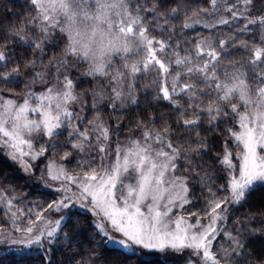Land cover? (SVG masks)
Here are the masks:
<instances>
[{"label": "snow or ice", "instance_id": "6c2138e0", "mask_svg": "<svg viewBox=\"0 0 264 264\" xmlns=\"http://www.w3.org/2000/svg\"><path fill=\"white\" fill-rule=\"evenodd\" d=\"M209 3V8L192 15L184 12L182 28L198 24L211 30L227 25L244 33L251 31L249 26H256L261 42L208 36L181 55L178 42L158 39L152 31L174 30L171 20L179 19L183 11L180 0L175 5L166 0H26L25 6H31L30 19L0 31V69H4L0 70V92L5 88L13 92L17 84L29 89L19 102L0 95V149L29 175L33 174L32 162L51 153L41 178L46 175L60 182L56 190L64 195L42 211L32 213L29 209L35 219H28L21 228L15 221L26 214L13 205L16 194L0 188V201L11 212L14 230L21 233L17 238L0 229V244L31 248L43 247L45 242L66 243L68 252H74L80 245L69 233L70 216L53 221L44 212L60 213L79 202V207L97 218L85 264H101L96 258L98 249L108 253L105 264H130L133 260L145 264V256L183 255L185 251L189 252L186 264H264V255L256 258L241 239L245 231H264V211L259 212L260 228L251 225L257 215L253 211L245 214L244 221H237L243 228L234 233L225 229L229 210L249 207L252 194L264 188V13H252L253 0ZM200 13H206L207 18L193 20ZM31 30L38 33L35 39H29ZM57 33L66 39V45L58 60H49L55 69L51 82L43 71H34L31 82L19 81L21 64L12 62L9 67L14 50L8 45L14 42L13 37L44 56L45 41L51 43ZM238 45L247 53L243 62H233L227 55ZM42 63L24 61L33 69ZM73 64H86L83 75L105 81L92 89L95 111L91 120L84 119L87 102L64 71ZM149 77L156 85L153 99L164 102L175 119L169 123L163 113L159 118L147 114L136 122L138 136L129 137L123 145L117 140L113 147L112 126L100 118V102L106 98L113 116H123V109L139 106V81ZM37 80L48 85L39 93L31 90ZM217 134L223 140L216 162L225 173L219 185L202 176L196 168L201 161L192 159V154L201 159L207 155L208 139ZM62 137L68 147H61ZM73 150L80 159L75 161L77 168L69 171L56 160L73 163ZM181 166L189 176L177 174ZM193 176L194 183L202 185L203 203L190 210L185 206L194 204L196 193L188 183ZM70 185L78 192L72 193ZM193 216L194 221L190 219ZM38 222H43V227ZM222 233L228 247L214 248ZM65 264H80L79 257L70 254Z\"/></svg>", "mask_w": 264, "mask_h": 264}, {"label": "trees", "instance_id": "16d2710c", "mask_svg": "<svg viewBox=\"0 0 264 264\" xmlns=\"http://www.w3.org/2000/svg\"><path fill=\"white\" fill-rule=\"evenodd\" d=\"M170 5H175L178 0H166ZM182 4L183 11L180 13V18H172L171 23L174 25L173 31L165 30L160 32L159 29H152L153 34L157 35L158 39H169L172 44L177 42L180 44L181 55L184 54L185 49H191L192 44H194L198 39L202 37L211 36L212 39L217 37H224L226 35L235 36L238 40L243 39L249 44H259L260 34L256 29V26H249L251 31L249 32H236L229 29L227 25L218 26L214 29H207L201 25H194L192 28L183 29L182 24L184 22V12L192 15L194 12L198 11L200 8H209V0H180ZM26 0H0V22H3V29L5 30L12 26H18L23 24L24 21L30 19L29 11L30 5L25 6ZM253 14L264 13V0H253L252 4ZM150 15V14H149ZM198 18H207L206 13H200V17L193 16V20ZM239 25L243 24V21L236 22ZM235 27V25L233 26ZM214 34V35H212ZM38 33L35 30L29 31V39H35ZM12 43L8 45V48L14 51L10 53L12 56V61L9 62V67L12 66V62H19L21 64V75L18 77L19 81L30 82V73L32 66L25 65V60H42L43 63L40 67L46 70L47 63L50 58L55 57L57 60L62 56L64 47L66 45V39L57 33L55 36L51 37V43L45 41L44 50L46 55L41 56L39 50L29 49L16 41L13 37ZM37 51V52H36ZM229 59L235 61H245L247 59V53L245 49L241 46L233 47L227 53ZM40 58V59H39ZM229 61L225 60V65L228 66ZM86 64H73L72 67L65 69L64 71L71 72L70 74L76 84V91L81 94L83 100L87 102L85 112L83 113L85 120H91L93 118V113L95 109L91 107L92 102V89L101 86L105 83L103 79H94L92 77H82V71L86 70ZM4 70V69H0ZM51 76V75H50ZM141 87L138 90L139 106H132L130 108L123 109L125 113L123 116L114 117L113 109L107 107L108 101L105 98L100 102L99 107L103 109L100 118L106 121L112 126V140L113 144L118 140L119 143L128 139L131 135L139 132V129L135 127L137 120H143L147 114L155 115L159 118L160 114L163 113L164 116L168 117L169 123H171L175 117L169 112L168 108L165 106L164 102H157L153 99V93L156 85L151 84V78H147L139 81ZM148 84L150 87H143V85ZM29 90L25 88L23 84H17L14 86V91L10 92L8 88H5L0 95L7 97H21L25 91ZM119 119V125L117 126L116 120ZM91 127V125H88ZM178 136H183L185 134L177 133ZM222 140L223 137L219 134L211 135L208 139L210 145L208 154L204 155L202 159L200 157L192 154L193 160H200L201 164H197V171L201 173L202 176L211 177L215 181V185L223 183L224 171H222V166L216 161L220 158L218 153L222 151ZM66 137H62L60 143L61 147H68L65 143ZM230 147L234 146L229 142ZM113 145V147H114ZM4 149H0V188L4 189L6 193H15L16 199L12 201L16 208L23 209L26 214L22 218L15 221L21 228L26 227V221L28 219H35L32 213L42 211L47 205L54 200H57L58 194H54L52 191L47 189L42 180L38 179L36 174H26L24 173L20 166L8 158L5 154ZM95 155V153H93ZM51 153H46L45 156L41 158V163L47 162L51 158ZM74 162L69 164L67 160H59L63 165H66L68 170H73L77 168L75 161L80 159L75 151L73 150V156L70 158ZM182 165V161L178 162ZM201 165L203 166V171H201ZM177 174L183 176H189L190 173L185 171L183 167L177 168ZM195 177L189 179L188 183L190 188H192L196 195L194 197V204L186 205V209L195 210L194 205L202 204L201 199V189L202 185L200 183H194ZM213 185V187H215ZM60 195V194H59ZM189 195H192L190 191ZM249 207L241 208L239 211H234L230 209V215L227 223L225 224L226 231L235 232L236 228H243L244 224H238L237 221H244V216L247 213L253 211L257 212L256 217L251 221V225L256 228H260V221L262 217L259 212L264 211V188L255 191L249 201ZM29 209H32V213H29ZM68 214L71 218V222L68 225L69 233L80 247L76 248L74 252L69 253L66 248V243H57L54 245H48L46 242L43 247L39 245H34L31 248H25L23 246H10L7 244H0V264H65L67 257L75 255L79 257L80 264H85L88 259V253L91 251L90 240L95 237L96 232L93 228V221L96 219L91 213L85 210H79L74 208L72 210L64 209L60 213H53L51 211L44 212V216L50 219H58L60 216ZM196 218V217H192ZM75 227V231L71 229ZM0 229L7 232H12L14 230L13 218L8 206L5 202L0 201ZM241 239L244 241L246 248L251 250L252 255L256 258L264 255V231H259L253 234L248 232H243ZM94 243L99 244V241H94ZM216 245H222L223 247H228L229 241L227 237L221 234L217 237V241L214 242V248ZM111 247V246H109ZM118 251H124L123 249H118ZM100 253L96 258L101 261V264H105L104 256L108 253H104L103 249H98ZM131 255V253H127ZM189 252L183 255H177L175 253H163L154 254L150 256L143 257L145 264H186L189 258ZM130 264H136V262L130 261Z\"/></svg>", "mask_w": 264, "mask_h": 264}, {"label": "rangeland", "instance_id": "374dc122", "mask_svg": "<svg viewBox=\"0 0 264 264\" xmlns=\"http://www.w3.org/2000/svg\"><path fill=\"white\" fill-rule=\"evenodd\" d=\"M234 2V0H226V3H228V4H231V3H233ZM224 15H229L228 13H224ZM37 52V51H36ZM40 59V58H39ZM35 60V59H34ZM44 67V66H43ZM43 67H36L35 69H33V67H31L32 68V70H31V73H30V77H31V79L29 80L30 82L32 81V78H33V75H34V71H43V72H45L46 73V78H48L49 79V82H51V74L53 73V72H55V69L52 67V65L48 62L47 63V67H46V70H44V68ZM86 70H87V68H86ZM86 70H84V71H82V73H81V75H82V77H84V78H86V77H88V76H85V75H83V73L86 71ZM68 74H73V73H71V72H68ZM48 85L47 84H43V83H41L39 80H37L35 83H32L31 84V90L32 91H34V92H37V93H39V92H42L46 87H47ZM6 98H12V99H16L18 102L19 101H22V99H23V96H21V97H7V96H5ZM78 107H79V105H77L76 106V108L78 109ZM35 118V117H34ZM139 135V132H137V133H135V134H133V135H131L130 137H134V136H138ZM129 139V138H128ZM128 139H126V140H124L123 142H120L122 145L123 144H126L127 142H128ZM39 143H40V141L39 140H37L36 141V144H37V146L39 145ZM114 145V144H113ZM115 146V145H114ZM43 156H41L39 159H37V160H35V161H33L32 162V164H33V174H36V176L38 177V179H40V180H42V183L44 184V186L47 188V189H49L50 191H52L54 194H58V196L56 197L57 199H59V198H61L63 195H64V193H62V192H59V191H57L56 189L58 188V187H60L61 185H60V182H58V181H53V180H51L50 178H48L46 175L43 177V178H41V174L42 173H46V165H47V162H45V163H41L40 161H41V158H42ZM57 162V161H56ZM16 163V162H15ZM58 164H62L61 162H57ZM66 166V165H65ZM68 169V168H67ZM70 171V170H69ZM70 187L72 188V193H76V192H78V190L75 188V186L74 185H70ZM72 193H68L69 195H71ZM60 194V195H59ZM186 207V206H185ZM74 208H77V209H79V210H84V209H82L81 207H79V202H77V204H75V205H73L70 209H67V210H72V209H74ZM174 215H175V213H174ZM97 219V218H96ZM190 219L192 220V221H194L196 218H192V217H190ZM51 220H53L54 221V219H51ZM39 223V225L41 226V227H43V222H38ZM202 223H203V221H202ZM10 234H11V236H13V237H17V238H19V237H21V233L20 232H18V231H12V232H9ZM3 244H7V245H10V246H18V245H12V244H10V243H3ZM19 246H21V245H19ZM186 252H188V251H186ZM189 256V255H188Z\"/></svg>", "mask_w": 264, "mask_h": 264}]
</instances>
